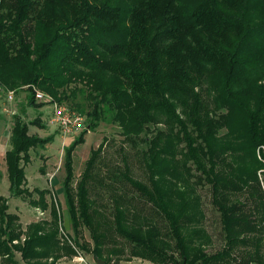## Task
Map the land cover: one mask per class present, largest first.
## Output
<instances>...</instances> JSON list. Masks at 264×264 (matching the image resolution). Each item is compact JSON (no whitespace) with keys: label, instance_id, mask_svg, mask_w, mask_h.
<instances>
[{"label":"trees","instance_id":"1","mask_svg":"<svg viewBox=\"0 0 264 264\" xmlns=\"http://www.w3.org/2000/svg\"><path fill=\"white\" fill-rule=\"evenodd\" d=\"M33 89L85 119L64 148L72 234H61L50 192L25 186L30 150L54 136L29 135L40 118L14 114L0 264H18L16 253L25 264L82 253L105 264H264V0H0V93L41 108ZM101 122L118 127L134 163L120 146L121 164L98 176L104 138L76 179L73 151ZM9 198L50 218L23 228Z\"/></svg>","mask_w":264,"mask_h":264},{"label":"rangeland","instance_id":"2","mask_svg":"<svg viewBox=\"0 0 264 264\" xmlns=\"http://www.w3.org/2000/svg\"><path fill=\"white\" fill-rule=\"evenodd\" d=\"M25 95L26 93L23 92L18 95V97H16L13 103H6L4 94L0 93V196H9L4 154L10 148L9 139L11 135V128L13 126L12 116L14 114H20L23 121L27 123L34 120L36 117H39L41 124H43L44 127L38 128L35 126H29V135H35L42 139L50 136H54V138L52 143L47 145L45 148L39 147L30 150V162L25 165L24 169L26 177L25 186L30 191L34 189H47L50 192V195L46 196L47 202H50L51 196V199H55L53 201H58L59 203V211L61 212L60 232L62 235H71L72 231L70 229V218L64 205L62 190V182L65 176V172L63 169V159L64 148L71 146L75 137L80 132L64 134L60 129L50 123L49 115L51 112V107H26ZM35 104L40 105L36 102ZM85 128L86 123L84 119V129ZM118 133L119 129L117 126L103 122H101L94 130L87 132V134L84 136V143L80 146H77L72 154L73 172L76 179L82 173L85 162L90 156V151L93 149H97L104 138L107 139L108 142L106 143V147L102 151V159L99 165L100 167H98V176L101 177L109 173V171L113 169V166L116 163L121 164V157L118 151L120 146H123L126 149V152L129 154V162L131 163V161H133L134 163V157L132 158L133 154H131V151L128 149L127 145L122 143V138ZM133 167L135 170V175L140 176L141 173L139 171V168H137V164H133ZM103 179L107 181L106 177H104ZM96 188L99 190L98 185L96 186ZM93 192H96L95 189H93ZM94 193L92 195V198H96V195ZM201 194L203 196L204 208L207 215V227L208 229H211L213 234L216 236L219 232L217 214L215 211H213V208L209 204V195L206 189L203 190ZM36 197L37 195L34 194V198ZM8 205L9 211L19 216L20 223L23 228H25L26 225L31 222L50 218L49 210L42 212L39 209H34L28 204V201L26 199L21 200L16 198H9ZM82 235L87 242H90L88 232L84 231ZM218 243L219 242L217 241V239H215V247L208 249V251L215 249ZM15 259L18 261V264H25L21 261L18 253L15 254ZM128 262H130L128 264H150L149 262L138 258H134ZM57 264L97 263L92 256L82 253L80 255L76 254L72 258H62ZM109 264H127V262L121 260L120 262L113 261Z\"/></svg>","mask_w":264,"mask_h":264},{"label":"built area","instance_id":"3","mask_svg":"<svg viewBox=\"0 0 264 264\" xmlns=\"http://www.w3.org/2000/svg\"><path fill=\"white\" fill-rule=\"evenodd\" d=\"M6 103H13L16 95L13 91L4 93ZM34 101L43 106H50V123L60 129L64 134L78 133L84 129V119L70 110L66 105L54 101L44 92L33 89Z\"/></svg>","mask_w":264,"mask_h":264},{"label":"water","instance_id":"4","mask_svg":"<svg viewBox=\"0 0 264 264\" xmlns=\"http://www.w3.org/2000/svg\"><path fill=\"white\" fill-rule=\"evenodd\" d=\"M96 263H97V264H103L104 261H102V260H98V259H97V260H96ZM182 264H185V261H183Z\"/></svg>","mask_w":264,"mask_h":264},{"label":"crops","instance_id":"5","mask_svg":"<svg viewBox=\"0 0 264 264\" xmlns=\"http://www.w3.org/2000/svg\"><path fill=\"white\" fill-rule=\"evenodd\" d=\"M5 155V154H4ZM6 167V166H5ZM70 229H71V224H70ZM130 263V262H127V264Z\"/></svg>","mask_w":264,"mask_h":264}]
</instances>
